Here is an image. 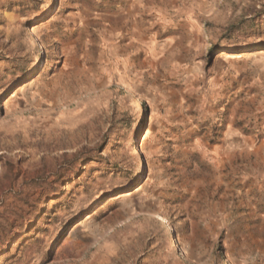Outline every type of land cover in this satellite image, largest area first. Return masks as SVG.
<instances>
[{"label": "rangeland", "instance_id": "rangeland-1", "mask_svg": "<svg viewBox=\"0 0 264 264\" xmlns=\"http://www.w3.org/2000/svg\"><path fill=\"white\" fill-rule=\"evenodd\" d=\"M0 264H264V0H0Z\"/></svg>", "mask_w": 264, "mask_h": 264}, {"label": "bare ground", "instance_id": "bare-ground-1", "mask_svg": "<svg viewBox=\"0 0 264 264\" xmlns=\"http://www.w3.org/2000/svg\"><path fill=\"white\" fill-rule=\"evenodd\" d=\"M131 105H132V107H133L134 109H138V108L140 107L139 99L134 98V99L132 100ZM133 156H134V157L137 156V150H136V149L133 150ZM173 246H175V242L173 243Z\"/></svg>", "mask_w": 264, "mask_h": 264}]
</instances>
